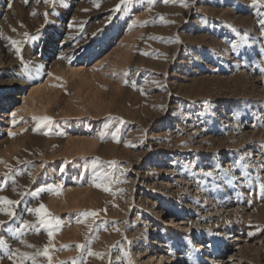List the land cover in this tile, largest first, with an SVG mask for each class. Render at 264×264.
Wrapping results in <instances>:
<instances>
[{
  "label": "rangeland",
  "instance_id": "374dc122",
  "mask_svg": "<svg viewBox=\"0 0 264 264\" xmlns=\"http://www.w3.org/2000/svg\"><path fill=\"white\" fill-rule=\"evenodd\" d=\"M118 4L0 0V75L53 86L25 108L17 102L15 124L0 115V196L23 199L15 209L22 219L35 223L21 210L40 203L61 219L53 264H153L135 254L146 239L164 241L172 264H264V0H132L116 11ZM8 37L20 42L19 56ZM45 115L53 122L34 132L32 117ZM109 116L125 123L101 139ZM101 170L111 173L103 181L110 191L93 182ZM86 210L99 218L78 223ZM171 214L185 227L169 223ZM0 220L8 221L0 239L12 249L48 243L44 228L19 236V217L0 212Z\"/></svg>",
  "mask_w": 264,
  "mask_h": 264
},
{
  "label": "snow or ice",
  "instance_id": "6c2138e0",
  "mask_svg": "<svg viewBox=\"0 0 264 264\" xmlns=\"http://www.w3.org/2000/svg\"><path fill=\"white\" fill-rule=\"evenodd\" d=\"M25 3H28L29 0H24ZM45 3H49V2H54V0H44ZM164 3H169V2H175V0H163ZM179 2L187 7V0H179ZM260 0H251V5H256L257 3H259ZM132 3V0H120V4L116 5L115 10L119 11L121 4H130ZM250 5V6H251ZM9 8L12 7L11 3H9L8 5ZM97 7H99V5H97ZM33 15H35V13H33ZM45 17H47L48 13L45 12L44 13ZM161 20H164L163 16H160ZM166 23H174V21H165ZM133 23H136L135 21H133ZM144 23H147V21H145ZM258 26L261 29V39H264V19H260L258 21ZM13 31H15V29H13ZM246 37H249V34H245ZM25 37H28L30 39H36L37 37H30L28 33H24ZM250 38V37H249ZM8 39L11 40V43L16 46V53L19 56L20 55V48H19V44L20 42L14 39H11L10 37H8ZM244 44L247 45L248 44V39H246L244 41ZM237 49V45L235 44V42H233L232 44V51L235 52ZM260 56L262 58H264V52L260 53ZM64 57H61V59H63ZM22 59V57H21ZM41 68L43 67L42 65L40 66ZM130 75V71H125L124 72V76L128 77ZM125 84L129 83L128 79H125L124 81ZM135 86V82H132ZM153 83H157L158 82H153ZM161 108H163V105H161ZM12 123L15 124L16 123V113H12ZM33 120L37 121L36 123V127L33 128V131H37L42 127H47L49 124H51L53 122V118L49 117V116H33L32 117ZM125 121L120 118V117H112L109 116L107 122L103 123V129L100 131L99 136L101 139H103L105 137V135L108 133V130L110 128H112L113 124H124ZM120 132V128L117 127L116 130L114 132L111 133L113 138H116L118 136ZM9 135H15L14 133H9ZM183 143V142H182ZM98 159V158H96ZM71 163V162H68ZM110 163H115V162H110ZM43 167V165H42ZM262 167H264V165H262ZM93 168H95V161H93ZM31 175V174H30ZM111 173L101 170L98 172H95L92 179L93 182L95 183L97 180H100V183H95V186L98 188H102L104 191H110V187L108 184L104 183L103 181L110 177ZM203 175L209 176L211 177L213 175V173L211 171L209 172H205L203 173ZM5 178L7 177V173L4 174ZM15 190V189H14ZM46 189L41 188L38 191H45ZM48 191H54V192H59L60 189L59 188H48ZM26 195V193L21 192L20 196L21 198H23ZM23 204V199L21 200H13L10 199L7 196H0V212L4 213L5 215H7L9 218H16L19 217L22 220V223L19 224L18 227H16L14 229V233L16 235L22 236L23 230L26 228H32L35 229L37 232L39 231L40 228H44L45 230H47V236H48V243L44 245L43 250L40 249H36L35 251H21L20 248H15L12 249L10 246H7L5 244V242L0 239V246H3L5 248V251L3 253H0V261H2L3 259H7L8 261L11 262V264H25L26 261H30L31 264H41V261L38 259V257H44L47 260V264H53V258L52 255L50 253V249L54 247L52 241H53V237H54V233L61 227L62 221L60 218L55 217L47 208V206L44 203H40L38 206H29V205H24L23 209L21 210V212H27V213H31L36 217V221L35 223L30 222L29 220L26 219H22V215L21 213H18L15 209L17 206ZM106 211V210H105ZM83 216V220H78L77 222H83V223H87L88 222V218H93V221H95L96 219L99 218V214H98V210H86L82 213ZM8 224V221H4V220H0V226H5ZM88 230L91 232L93 230V225L92 223H88ZM119 230V229H116ZM21 244H26L28 248H35V245L32 244H28V242L26 240H20ZM130 243V242H129ZM62 247H67V245H63ZM77 248L79 249H83L85 247V245L83 244H77L76 245ZM88 251V255L89 256H96V257H103V253H99V252H94L92 251L91 248L87 249ZM61 264H64V262H61ZM72 264H78L77 260H73ZM109 264H111V260L109 261Z\"/></svg>",
  "mask_w": 264,
  "mask_h": 264
},
{
  "label": "bare ground",
  "instance_id": "6f19581e",
  "mask_svg": "<svg viewBox=\"0 0 264 264\" xmlns=\"http://www.w3.org/2000/svg\"><path fill=\"white\" fill-rule=\"evenodd\" d=\"M97 48L98 49L93 50L91 53H89V55L87 56V59L90 57L96 56L101 51V47H97ZM5 63L6 62L1 57V53H0V67L5 65ZM70 71L73 74H77L81 71V68L80 67L79 68H73L72 67L70 69ZM3 74L4 73H1V75H0V85H1L0 86V115H1V122H5V123H9V124L12 122L11 114H12V112L14 113L12 108L16 105L17 102H20L22 107L25 108L27 105L29 106L30 102L32 103L35 100H37L39 97H41V95L44 96V93L47 90L52 93L51 89L53 86H51V84H49L47 82H44L43 84L39 83L40 85L33 84V83L29 84V82L25 81L23 78L17 79L16 74L13 72L5 73V75H3ZM9 86H12L13 88L5 91L6 87H9ZM83 143H85L88 146L93 145L92 144L93 142L91 143L90 141L84 140ZM151 208L152 207H150V209ZM156 214L160 216V214H161L160 210H158L156 212ZM173 214H171L172 216H170V218L168 220L169 223L173 224L174 226L185 227L184 224L186 222H184V220L182 218H179V219L177 218V220L174 219ZM135 245L137 246L135 248L136 249L135 254H136V256L139 257V259H142L143 261H145V259H148V261L152 262L153 264H158L161 262H167V264L173 263L171 261L172 257H167L162 252L164 250L163 248L168 246L165 244L164 241H159V240H154V239H146L145 244L143 243V245H141V243H139V244L135 243ZM211 260H212L211 258L205 259L206 262L211 261ZM177 264H179V263H177Z\"/></svg>",
  "mask_w": 264,
  "mask_h": 264
}]
</instances>
